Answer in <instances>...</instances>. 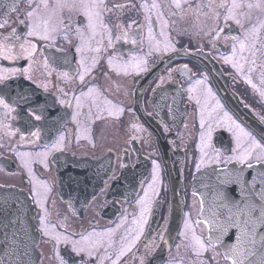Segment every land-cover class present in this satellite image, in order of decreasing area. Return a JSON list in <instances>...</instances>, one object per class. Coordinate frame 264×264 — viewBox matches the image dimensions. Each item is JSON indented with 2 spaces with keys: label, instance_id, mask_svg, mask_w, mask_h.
Instances as JSON below:
<instances>
[{
  "label": "flooded vegetation",
  "instance_id": "flooded-vegetation-1",
  "mask_svg": "<svg viewBox=\"0 0 264 264\" xmlns=\"http://www.w3.org/2000/svg\"><path fill=\"white\" fill-rule=\"evenodd\" d=\"M9 17L0 186L31 196L37 264H264L259 183L192 184L264 170V0H20Z\"/></svg>",
  "mask_w": 264,
  "mask_h": 264
},
{
  "label": "water",
  "instance_id": "water-1",
  "mask_svg": "<svg viewBox=\"0 0 264 264\" xmlns=\"http://www.w3.org/2000/svg\"><path fill=\"white\" fill-rule=\"evenodd\" d=\"M19 1L0 0V26L10 18ZM257 183L264 189V170L255 165L208 168L197 171L192 179L197 194H202L203 190L212 194L242 192ZM34 211L27 191L0 186V264L38 263L40 234Z\"/></svg>",
  "mask_w": 264,
  "mask_h": 264
},
{
  "label": "snow or ice",
  "instance_id": "snow-or-ice-1",
  "mask_svg": "<svg viewBox=\"0 0 264 264\" xmlns=\"http://www.w3.org/2000/svg\"><path fill=\"white\" fill-rule=\"evenodd\" d=\"M177 6H179V5H177ZM221 6H222V5H221ZM236 7H239V5H237L236 3H233V4H232V8H236ZM249 7H251V5H249ZM28 15L31 16L32 13L29 12ZM233 18H234V17L232 16V14H231V9H230L228 16H226V19H233ZM236 23L239 24L240 21L237 20ZM89 26H90V27L92 26L91 23H90ZM33 34H34V33H33L32 30L30 29L28 35H33ZM43 38L46 39L47 36H44ZM240 47H241V49L243 50V48H244L243 43H241ZM33 50H34V48H33ZM77 51H79V49H77ZM253 54H255V53H253ZM29 55H31V53H29ZM5 58H7L6 55H5ZM110 63H111V62H110ZM81 79H83V76H81ZM197 83H198V84H199V83H202V81H197ZM90 91H91V90H90ZM189 91L191 92V89H189ZM0 104H3L5 107H7V105L4 104V101H3V100H0ZM38 118H39V117H37V119H38ZM201 123H202V125H203V121H202ZM233 123H234V122H233ZM236 127L239 128V125H236ZM241 131H242V130H241ZM211 133H212V130H211V127H209L208 131H207L205 134H203L202 139L204 140L205 143L207 142L208 139L211 138ZM245 135H247V134H245ZM253 146H254V147H259V145H256L255 141H253ZM249 155H250V152H245L244 154H242V155H240V156H238V157H233V158H234V159H238L241 163H243V162L248 158ZM257 158L259 159L260 157H257ZM198 167H199V165H198ZM154 170H155V169H154ZM153 179H154V181H155V176H154ZM145 197H147V192H145ZM41 223H43V217H41ZM188 226H189V225H188V222L186 221V222H185V227H188ZM58 239H59V238H58ZM194 239H195V237H194ZM197 243H200V242L197 240ZM73 251H76V252L78 253L79 251H82V249L76 248V247L74 246V247H73Z\"/></svg>",
  "mask_w": 264,
  "mask_h": 264
}]
</instances>
